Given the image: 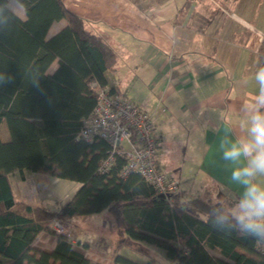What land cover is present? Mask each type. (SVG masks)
<instances>
[{"label":"trees","instance_id":"trees-1","mask_svg":"<svg viewBox=\"0 0 264 264\" xmlns=\"http://www.w3.org/2000/svg\"><path fill=\"white\" fill-rule=\"evenodd\" d=\"M17 1L24 18L0 0V124L5 121L9 134L6 141L0 138V264H100L85 254L87 241L74 243L49 222L56 217L73 223L104 210L117 247L148 243L174 264H264V240L243 232L223 203L186 197L179 188L161 197L138 172L121 175V155L100 170L109 143L96 136L86 141L79 132L96 102L93 83L108 85L106 72L115 69L116 52L63 0ZM60 19L65 25L47 36ZM258 57L264 67V39ZM24 170L80 186L59 209L32 205L15 197L9 181V174ZM41 231L57 235L52 248L32 244ZM114 261L155 264L154 258L138 262L118 253Z\"/></svg>","mask_w":264,"mask_h":264},{"label":"crops","instance_id":"crops-1","mask_svg":"<svg viewBox=\"0 0 264 264\" xmlns=\"http://www.w3.org/2000/svg\"><path fill=\"white\" fill-rule=\"evenodd\" d=\"M63 2L116 52L115 69L106 72L108 85L152 117L158 168L185 190L186 197L208 196L230 211L242 189L231 179L237 165L222 158L228 146L223 142L243 135V107L259 90L254 73L261 67L258 46L264 39V0ZM18 6L15 13L22 17L24 8L19 2ZM65 23L54 21L47 36ZM56 66L57 61L52 62L48 71ZM12 178L29 181L33 197L17 198ZM9 181L17 199L50 210L57 209L50 208L54 196L68 200L80 186L77 181L61 182L62 178L30 170L9 174ZM257 182L264 184V177ZM107 213L99 212L104 224L111 223ZM92 215L74 218L73 223L88 228L96 222ZM43 233L32 244L48 249L37 244L49 243L52 248L57 235L49 240ZM86 235L76 241L89 243ZM95 250L88 244L84 252L92 261L109 264L102 249Z\"/></svg>","mask_w":264,"mask_h":264},{"label":"built area","instance_id":"built-area-1","mask_svg":"<svg viewBox=\"0 0 264 264\" xmlns=\"http://www.w3.org/2000/svg\"><path fill=\"white\" fill-rule=\"evenodd\" d=\"M93 85L96 87V102L90 115L84 119L79 136L86 141L96 136L109 143L110 151L102 160L100 170H107L114 156L121 155L125 159L122 176L138 172L158 193L172 196L178 191V185L156 165L157 143L152 117L118 90L96 82ZM64 224L56 217L50 223L56 232L69 236V228Z\"/></svg>","mask_w":264,"mask_h":264},{"label":"clouds","instance_id":"clouds-1","mask_svg":"<svg viewBox=\"0 0 264 264\" xmlns=\"http://www.w3.org/2000/svg\"><path fill=\"white\" fill-rule=\"evenodd\" d=\"M254 80L259 90L243 107L240 120L243 135L230 143L223 142L228 146L224 147L222 158L237 165L232 169L231 179L242 189L238 202L230 210L231 217L243 232L264 240V184L257 182L258 177H264V67L254 73Z\"/></svg>","mask_w":264,"mask_h":264},{"label":"rangeland","instance_id":"rangeland-1","mask_svg":"<svg viewBox=\"0 0 264 264\" xmlns=\"http://www.w3.org/2000/svg\"><path fill=\"white\" fill-rule=\"evenodd\" d=\"M8 6L14 11L16 12V9L19 7L18 6V2L17 0H10L8 3ZM15 6V7H14ZM18 6V7H17ZM22 18L25 17L24 15V11L20 13ZM6 135L9 137L8 134V130L6 127V123L3 122L0 125V138L3 140ZM158 167V166H157ZM161 170V169H160ZM109 180L113 179V176H108ZM64 180L67 179H63L61 182H65ZM11 183L13 185V188L15 190V195L17 198H25V197H33V193L31 189V185L29 183V181H24V182H19V181H15L14 178L11 179ZM62 184V183H61ZM62 188V187H60ZM58 187V189H60ZM57 189V188H55ZM57 195L62 196L61 192L58 193V191L56 192ZM55 199L54 201L50 204L51 206L53 205V207L50 208H57L59 209V207L65 203L67 200H62V201H58L57 197L54 196ZM109 213H107L108 215ZM91 218H95L96 222L93 225H89L88 228H83L82 224H78L75 225L74 223H70L69 221L66 220H62L65 224V226L67 228H69V232H70V236H66L67 238H69L72 242H76V237L82 238L81 235L86 233V237L89 241V248L91 251H95L96 252V247H100L103 251L102 257L105 258V261H107V263L109 264H113L114 261V257L116 255V253H122V255L133 259L135 261L138 262H145L148 258H154L155 259V264H174L173 262H171L165 254V251L161 248H158L154 245L148 244V243H144V242H137L136 245L134 246H121L120 248L117 249V236L112 233V231L109 230V227L111 226V224H113L112 220L111 223L107 222L104 224L103 220L104 218L102 217V215H99V213H95L92 215ZM53 219V218H52ZM52 219L49 222V225L52 221ZM74 222V221H73ZM112 227V226H111ZM50 228L56 233V234H62L59 232H56L50 225ZM112 230V229H111ZM84 231V232H83ZM114 232V231H113ZM56 234L50 233L48 231H44V233L42 234V236L47 237L49 240H52V237L56 236ZM113 235V237H112ZM74 239V240H73ZM140 247H136L138 245ZM37 245H42L44 247H47L49 249V247L51 248L52 244L46 243V244H37ZM143 246L144 250H140L138 248H141ZM118 250V252H117ZM214 253H217L213 250ZM110 261V262H109ZM100 264H103L99 261H96Z\"/></svg>","mask_w":264,"mask_h":264},{"label":"water","instance_id":"water-1","mask_svg":"<svg viewBox=\"0 0 264 264\" xmlns=\"http://www.w3.org/2000/svg\"><path fill=\"white\" fill-rule=\"evenodd\" d=\"M158 195L161 197H168L169 196V194H163V193H159Z\"/></svg>","mask_w":264,"mask_h":264}]
</instances>
